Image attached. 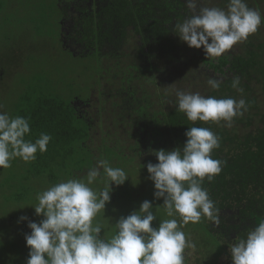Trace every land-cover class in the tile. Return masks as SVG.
Segmentation results:
<instances>
[{"label": "trees", "instance_id": "1", "mask_svg": "<svg viewBox=\"0 0 264 264\" xmlns=\"http://www.w3.org/2000/svg\"><path fill=\"white\" fill-rule=\"evenodd\" d=\"M246 2L264 14V0ZM226 4L227 0H203L199 7ZM61 10L62 47L73 48V56L94 58V85L86 99L64 101L42 94L37 85L19 95L8 115L29 120L25 139L35 142L41 133L52 139L34 161L20 160L21 176L1 183L14 191L8 202L27 209L32 198L27 186L37 195L47 185L86 179L99 160L122 168L128 177L124 184L112 186L110 202L133 198L147 183L153 188L144 165L157 162L154 150L181 147L189 127L210 128L221 138L212 158L225 163L203 187L219 209L220 223L202 217L198 225L219 246L217 257L229 254L234 235L244 238L264 220V23L219 58H206L202 49L189 48L173 32L176 23L191 15L185 0H72L62 3ZM233 77L240 78L242 93L231 87ZM209 78L222 82L219 90L207 85ZM176 90L243 98L248 110L232 127L223 121L193 123L176 109ZM15 164L17 159L11 161ZM89 187L98 193L104 181L98 179ZM18 215L10 221H19ZM97 222L95 218L93 224ZM12 246L17 253V244ZM210 258L204 263L213 264Z\"/></svg>", "mask_w": 264, "mask_h": 264}, {"label": "clouds", "instance_id": "2", "mask_svg": "<svg viewBox=\"0 0 264 264\" xmlns=\"http://www.w3.org/2000/svg\"><path fill=\"white\" fill-rule=\"evenodd\" d=\"M185 3L191 15L176 23L173 32L189 48L202 49L206 58H219L264 23V14L250 8L246 0H227L225 8L199 7L203 0ZM206 83L219 90L222 82L209 78ZM239 85L240 78L233 77L231 87L242 93ZM175 95L176 109L193 123L223 121L224 126L232 127L234 119L248 110L243 98L218 99L184 90H176ZM29 133L27 118L0 112V169L10 168L16 158L30 163L38 151H47L52 137L41 133L32 142L25 139ZM184 135L181 147L154 150L157 162L144 165L153 183V200L162 199L158 206L171 219L153 227L157 219L153 202L144 200L138 210L115 219V235L102 238V225L93 221L105 213L112 186L124 184L128 177L122 168L99 160L88 170L86 181L68 179L37 194L33 208L42 219L27 223L30 233L24 236L29 249L25 264H185V250L195 252L197 245L186 237L183 227L199 223L202 217L220 223L219 209L203 183L212 182L225 162L212 158L221 138L210 128L189 127ZM98 179L104 181V187L97 193L89 186ZM26 220V216L19 218ZM228 251L231 264H264V220L246 237L234 239Z\"/></svg>", "mask_w": 264, "mask_h": 264}, {"label": "rangeland", "instance_id": "3", "mask_svg": "<svg viewBox=\"0 0 264 264\" xmlns=\"http://www.w3.org/2000/svg\"><path fill=\"white\" fill-rule=\"evenodd\" d=\"M71 1L0 0V62L7 57L10 59L11 55L13 58V71L9 75L6 72L10 79L0 81V112L10 113L19 95L32 92L35 85L42 94L59 96L64 101L76 97L86 99L91 94L97 72L94 58L73 56L74 53L71 52V55L66 52L61 43V4ZM16 159L18 164L0 169V264H25L29 249L25 245L24 236L30 233L26 224L29 221L39 223L42 219L34 213L33 207L38 201L37 195L30 193V186L27 188L32 195L29 201L32 202H29L27 209L18 208L15 202H8V194H12L13 190L1 183L8 184L23 173L21 159ZM49 187L47 185L45 190ZM153 191L154 188L147 183L133 198L126 196L113 203L109 202L105 213L96 217L97 223L105 226V235L102 237L106 239L108 236L110 239L115 235V219L138 210L144 200L153 202V211L157 217L152 222L153 227L164 219H171L158 206L162 204V199L153 200ZM22 213L28 218L26 224L17 219L10 221V218L17 214L21 216ZM182 231L197 245L195 252L185 250V264H202L206 262L204 260L207 256L211 257L213 264L215 261L216 264H231L230 254H220L218 257L214 254L219 246L202 230L201 225L189 222ZM13 244H17V253L12 248Z\"/></svg>", "mask_w": 264, "mask_h": 264}, {"label": "flooded vegetation", "instance_id": "4", "mask_svg": "<svg viewBox=\"0 0 264 264\" xmlns=\"http://www.w3.org/2000/svg\"><path fill=\"white\" fill-rule=\"evenodd\" d=\"M72 2V1H71ZM69 2V3H71ZM89 8H91V4L88 5ZM79 13H77L78 15ZM62 37V36H61ZM63 38V37H62ZM62 38H61V41H62ZM63 43V42H62ZM76 44V43H75ZM76 47H79V45H76ZM66 51L68 53H71L73 52V48H68L66 49ZM82 52L85 53V50L84 49H81ZM0 81H2L4 79V76L6 75V72L8 73V75L13 71L12 70V63H13V58H12V55H11V58L9 59L7 57L6 60H3L2 62H0ZM8 77V78H7ZM10 79V76H7L6 75V81ZM234 238L236 239V236L234 235ZM202 264H205V263H202Z\"/></svg>", "mask_w": 264, "mask_h": 264}]
</instances>
